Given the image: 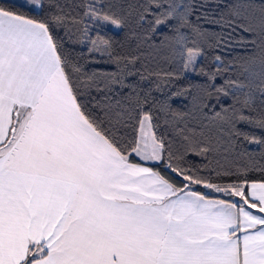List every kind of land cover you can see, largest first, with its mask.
<instances>
[{"label":"snow or ice","instance_id":"6c2138e0","mask_svg":"<svg viewBox=\"0 0 264 264\" xmlns=\"http://www.w3.org/2000/svg\"><path fill=\"white\" fill-rule=\"evenodd\" d=\"M0 264H264V0H0Z\"/></svg>","mask_w":264,"mask_h":264},{"label":"trees","instance_id":"16d2710c","mask_svg":"<svg viewBox=\"0 0 264 264\" xmlns=\"http://www.w3.org/2000/svg\"><path fill=\"white\" fill-rule=\"evenodd\" d=\"M108 35H110L114 41L116 42V47H117V50L121 51V52H124V51H127V45L125 44V46L123 48H121V44L122 43H125V35H124V32L122 30H120L119 32L117 33H114V32H111L108 30ZM97 67L99 68H102V69H107L109 67V65L107 64H100V65H96ZM179 83H184V81H180ZM154 95H159L158 93H155L153 92ZM247 147V145H245ZM252 147L254 148L255 145H252ZM257 156H258V153H257ZM194 159H197V158H194ZM252 178H257L258 176V173L256 172H253L252 174ZM200 191H205L203 188L199 189ZM216 197H221V198H225V197H222V196H216Z\"/></svg>","mask_w":264,"mask_h":264},{"label":"rangeland","instance_id":"374dc122","mask_svg":"<svg viewBox=\"0 0 264 264\" xmlns=\"http://www.w3.org/2000/svg\"><path fill=\"white\" fill-rule=\"evenodd\" d=\"M14 2H16V3H21V2H23V0H15ZM109 31L114 32V33H117V32H119L120 30H118V29H114V28H110Z\"/></svg>","mask_w":264,"mask_h":264},{"label":"crops","instance_id":"0c3cea01","mask_svg":"<svg viewBox=\"0 0 264 264\" xmlns=\"http://www.w3.org/2000/svg\"><path fill=\"white\" fill-rule=\"evenodd\" d=\"M15 1V0H14ZM205 190V189H204ZM205 191H207V190H205ZM211 195L214 197V198H221V197H216V196H220L219 194H216V193H211ZM225 198H227V197H225Z\"/></svg>","mask_w":264,"mask_h":264}]
</instances>
